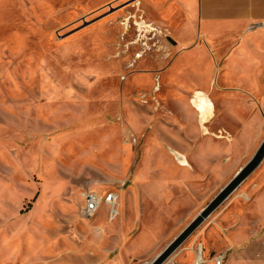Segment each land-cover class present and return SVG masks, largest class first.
I'll return each mask as SVG.
<instances>
[{
	"label": "rangeland",
	"instance_id": "rangeland-1",
	"mask_svg": "<svg viewBox=\"0 0 264 264\" xmlns=\"http://www.w3.org/2000/svg\"><path fill=\"white\" fill-rule=\"evenodd\" d=\"M128 1L0 0V264H140L189 224L137 180L183 127L158 77L177 47L160 63L170 35L143 45ZM86 191L122 194L120 214L84 217ZM203 226L170 264L194 262Z\"/></svg>",
	"mask_w": 264,
	"mask_h": 264
},
{
	"label": "crops",
	"instance_id": "crops-1",
	"mask_svg": "<svg viewBox=\"0 0 264 264\" xmlns=\"http://www.w3.org/2000/svg\"><path fill=\"white\" fill-rule=\"evenodd\" d=\"M134 10L170 35V56L160 63L171 61L177 47L158 77L174 124L183 127L171 134L177 149L158 155L167 164L137 180L151 173L143 200L171 207L170 215L189 207L190 224L264 141V0H137ZM197 91L213 109L194 106ZM257 172L205 221L188 250L193 258L202 244L206 264L221 254L224 264H264V165ZM122 204L121 194L117 215ZM173 240L136 258L151 263Z\"/></svg>",
	"mask_w": 264,
	"mask_h": 264
},
{
	"label": "built area",
	"instance_id": "built-area-1",
	"mask_svg": "<svg viewBox=\"0 0 264 264\" xmlns=\"http://www.w3.org/2000/svg\"><path fill=\"white\" fill-rule=\"evenodd\" d=\"M136 1L137 0H129L126 4H129L132 8L135 9ZM131 21H132L133 26L139 32V35L141 37L139 41L143 39L142 40L143 45H148L147 42H145L144 40L149 37L155 38L158 34L161 36L165 35L166 37L169 36V33L167 31L158 29L154 24L147 22L144 18V14L141 13L139 10L138 11L134 10V14L129 18L127 24H130ZM143 53L141 52V54L138 55V58H141L144 55ZM166 55H168V57L170 56V50ZM124 186L125 184L123 185V187ZM83 197H84L85 205L82 209V214L87 219H93L98 214L99 210L104 206H108L110 209V219H113L117 216L118 211L116 207L120 199L119 194L110 191L102 195L98 192L86 191ZM203 250H204L203 245L198 244L196 251H195V259H194L193 264H206L207 263V260L204 257ZM225 259H226L225 254H221V255L215 256L213 258V261H214V264H224ZM170 263L171 261L167 264H170ZM146 264H151V263H146Z\"/></svg>",
	"mask_w": 264,
	"mask_h": 264
},
{
	"label": "water",
	"instance_id": "water-1",
	"mask_svg": "<svg viewBox=\"0 0 264 264\" xmlns=\"http://www.w3.org/2000/svg\"><path fill=\"white\" fill-rule=\"evenodd\" d=\"M264 161V141L254 157L220 191L201 213L159 254L151 264H164L205 221L249 178Z\"/></svg>",
	"mask_w": 264,
	"mask_h": 264
},
{
	"label": "bare ground",
	"instance_id": "bare-ground-1",
	"mask_svg": "<svg viewBox=\"0 0 264 264\" xmlns=\"http://www.w3.org/2000/svg\"><path fill=\"white\" fill-rule=\"evenodd\" d=\"M192 99V98H191ZM192 103L194 104V106L195 107H197V108H203V106H208L209 107V109H213V104H212V102L210 101V99H209V97H207V95L206 94H204L202 91H197L196 93H195V95H194V97H193V101H192ZM198 111H199V109H198ZM202 111H204V108H203V110ZM200 113H202V112H200ZM178 157V156H177ZM180 159H181V157H180ZM179 159V160H180ZM181 161H183V159L181 160ZM180 162V161H179ZM183 163H185V161H183ZM44 201V200H43ZM170 262V260L168 259L164 264H167V263H169Z\"/></svg>",
	"mask_w": 264,
	"mask_h": 264
}]
</instances>
